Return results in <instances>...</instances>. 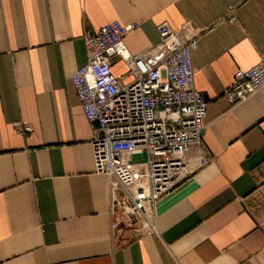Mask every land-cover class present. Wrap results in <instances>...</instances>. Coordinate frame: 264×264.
Listing matches in <instances>:
<instances>
[{
	"label": "crops",
	"instance_id": "obj_1",
	"mask_svg": "<svg viewBox=\"0 0 264 264\" xmlns=\"http://www.w3.org/2000/svg\"><path fill=\"white\" fill-rule=\"evenodd\" d=\"M114 21L138 25L123 38L133 56L162 23L195 36L194 87L209 102L212 161L156 202L155 232L136 237L111 234L94 125L71 82L83 35ZM263 50L264 0H0V264H264V87L235 105L223 97ZM111 70L131 81L121 60Z\"/></svg>",
	"mask_w": 264,
	"mask_h": 264
},
{
	"label": "built area",
	"instance_id": "obj_2",
	"mask_svg": "<svg viewBox=\"0 0 264 264\" xmlns=\"http://www.w3.org/2000/svg\"><path fill=\"white\" fill-rule=\"evenodd\" d=\"M228 22L235 17L229 14ZM137 27L114 21L85 33L87 62L71 75L83 114L94 125L92 158L95 173L106 179L111 234L124 228L135 237L154 233L156 202L212 161L202 139L209 102L193 80L196 37L162 23L158 43L133 56L123 38ZM116 58L127 66L129 83L112 73ZM263 87L264 50L255 66L235 72L223 97L235 105ZM12 128L24 137L31 131L20 122ZM192 149L200 155L191 157Z\"/></svg>",
	"mask_w": 264,
	"mask_h": 264
}]
</instances>
